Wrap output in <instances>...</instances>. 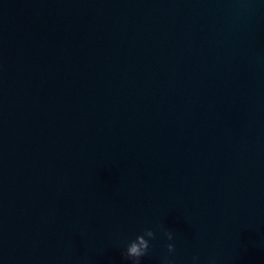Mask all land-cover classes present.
Returning a JSON list of instances; mask_svg holds the SVG:
<instances>
[{"label":"water","instance_id":"1","mask_svg":"<svg viewBox=\"0 0 264 264\" xmlns=\"http://www.w3.org/2000/svg\"><path fill=\"white\" fill-rule=\"evenodd\" d=\"M147 228L141 264H264V0H0V264Z\"/></svg>","mask_w":264,"mask_h":264},{"label":"clouds","instance_id":"2","mask_svg":"<svg viewBox=\"0 0 264 264\" xmlns=\"http://www.w3.org/2000/svg\"><path fill=\"white\" fill-rule=\"evenodd\" d=\"M163 235L169 241H172L174 238L173 233L168 230H164ZM155 238L156 232L153 229H145L142 234L137 235L134 240L127 243L125 250L121 254L123 259L130 261L131 264H141V258L147 256L150 251V241ZM165 247L169 254H174L176 251L173 243H168ZM198 260L199 257L194 256L192 258L193 264H198ZM162 264H172V261L166 256ZM209 264H214V261H210Z\"/></svg>","mask_w":264,"mask_h":264}]
</instances>
